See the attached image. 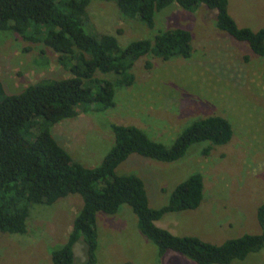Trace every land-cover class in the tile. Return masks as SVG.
Instances as JSON below:
<instances>
[{"label": "rangeland", "instance_id": "rangeland-1", "mask_svg": "<svg viewBox=\"0 0 264 264\" xmlns=\"http://www.w3.org/2000/svg\"><path fill=\"white\" fill-rule=\"evenodd\" d=\"M87 10L90 29L115 36L121 47L153 40L160 31L187 29L193 36V55L140 59L133 68L134 85L116 89L115 107L102 113L79 110L76 117L51 129L59 144L75 162L94 168L114 146L112 124L137 126L151 139L171 146L194 121L223 116L232 124L234 136L210 155H203L207 143L193 145L171 163L134 154L116 172L141 177L153 208L166 205L178 184L196 173L202 175L201 206L167 214L157 222L174 235L221 245L262 233L258 211L264 204V58L221 31L217 11L207 7L187 12L174 4L156 14L153 28L138 18L124 17L115 0H92ZM229 11L240 27L254 31L264 27V0H229ZM71 76L53 49L14 32H0V77L8 95L43 79ZM26 138L34 140L33 135ZM82 205L77 194L53 205H31L26 234L0 231V264H53L52 251L67 242ZM97 227L98 264H157L158 249L142 235L128 205L113 216L99 213ZM74 254V264H86L83 240L75 245ZM163 264L196 263L168 252ZM231 264H264V249Z\"/></svg>", "mask_w": 264, "mask_h": 264}, {"label": "trees", "instance_id": "trees-1", "mask_svg": "<svg viewBox=\"0 0 264 264\" xmlns=\"http://www.w3.org/2000/svg\"><path fill=\"white\" fill-rule=\"evenodd\" d=\"M124 17L155 27L158 12L177 4L194 12L201 7L217 11V26L237 41L247 43L264 58V27H240L229 11V0H115ZM92 0H0V32H14L26 40L43 43L58 54V62L72 76L43 79L19 94L8 95L0 77V231L26 234L33 204L53 205L72 194L83 205L74 219L64 246L52 251L53 264H74V247L86 244V264H98L99 213L116 215L128 205L138 219L143 236L158 249L163 264L168 252L196 264H231L264 249V204L258 211L260 234H246L216 245L196 236H178L157 222L167 214L198 209L205 195L201 174L181 182L168 203L153 208L144 180L119 175L116 170L134 154L171 163L182 159L195 144L207 143L203 155L228 144L234 130L223 116L194 121L173 145L151 139L134 125L112 124L115 143L94 168L75 162L51 129L79 110L105 112L115 107L116 89L136 81L133 68L147 55L163 60L189 59L193 36L184 28L160 31L153 40L142 39L121 47L113 35L93 32L88 6ZM151 67V64H147ZM33 135L34 140H27Z\"/></svg>", "mask_w": 264, "mask_h": 264}]
</instances>
